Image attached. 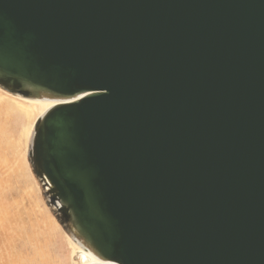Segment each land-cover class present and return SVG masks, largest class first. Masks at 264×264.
Wrapping results in <instances>:
<instances>
[{
  "label": "water",
  "instance_id": "water-1",
  "mask_svg": "<svg viewBox=\"0 0 264 264\" xmlns=\"http://www.w3.org/2000/svg\"><path fill=\"white\" fill-rule=\"evenodd\" d=\"M0 88L100 264H264V0H0Z\"/></svg>",
  "mask_w": 264,
  "mask_h": 264
},
{
  "label": "bare ground",
  "instance_id": "bare-ground-1",
  "mask_svg": "<svg viewBox=\"0 0 264 264\" xmlns=\"http://www.w3.org/2000/svg\"><path fill=\"white\" fill-rule=\"evenodd\" d=\"M13 96L15 95H12L10 97L11 99L3 98L0 96V130L6 131L7 128L11 129L13 128L11 124H14L17 128V133H16L17 137L15 136L17 138L16 144L19 145L20 143H23L24 145H26L25 151H27L28 148L30 151L33 140V133H34L33 128L36 120L40 119L43 115H45L54 106L55 103L49 100L24 99L21 97L19 98V96L17 95L15 97ZM16 97H18L21 100H19ZM8 126L9 127L12 126V127L9 128ZM11 131L12 129L9 130V132ZM15 137L13 138L16 139ZM12 141L9 142L12 146L10 145L9 146L10 149L12 148V150H14L13 149L14 143H12ZM19 147L21 148V146ZM25 151L23 152L24 155L26 154ZM23 153L21 152V154ZM24 155L22 158H20V156L17 155L16 153L13 156L14 157L13 163H7L5 160V162L2 165H0V170H1L0 175L4 176L2 181L6 183V184L3 183L5 184L3 187L9 185L10 183L11 176L12 174H14L13 167L14 168L16 167L14 166V164L15 163L24 164L26 162L24 160ZM8 160H10V157ZM15 179L16 177L14 178V180ZM8 189L6 188V191ZM1 190L2 189L0 188V191ZM12 200L10 203L11 207L15 208L16 206V210H14L13 214H8L6 208L0 205V237L4 231L8 235L6 238L7 242H4L2 240L3 241L2 243H4L5 245L3 246L2 249H0L1 257H3L4 254H6L9 257V259L18 262L20 261V264L23 263L26 264V262L22 260L25 259L23 255L26 256V258L28 256V260L30 259L31 256V263L29 262V264H100L101 263L95 257H93L91 253L86 252L83 249L80 242H78L73 235L68 236L65 233H64L65 235H63L58 225L53 221V219H51V217L45 215L46 218H43L42 217L43 215L39 213L37 210H35L37 208L34 207L25 211V207H26L25 205H23L22 207H18V201L15 200L12 201ZM21 244H23V246L20 248V250L22 251L23 255L17 256L16 254L13 253V248L16 247L19 248L18 246H21ZM20 250L18 249V251ZM0 264H6V263L0 261Z\"/></svg>",
  "mask_w": 264,
  "mask_h": 264
},
{
  "label": "rangeland",
  "instance_id": "rangeland-1",
  "mask_svg": "<svg viewBox=\"0 0 264 264\" xmlns=\"http://www.w3.org/2000/svg\"><path fill=\"white\" fill-rule=\"evenodd\" d=\"M12 95L13 94H10L7 91H5L2 88H0V96L1 97H3V98H10ZM15 96H13V97H15ZM16 98H18V97H16ZM19 100H21V99H19ZM11 125L14 128L13 129V128H11L12 126H10V127L8 126L9 128L12 129L11 132H9V130H11V129H8V128H7L8 131H7V129H6V131L0 130V165H2L5 162V160H6L7 163H13V160H14V157L13 156L16 153H17V155L20 156V158H22L23 155H24L23 152L26 149V145H24L23 143H20L19 145L16 144V141H17V138H16L17 137L16 136L17 128H16V126L14 124H11ZM33 132H34V128H33ZM1 136L2 137H5V138H2ZM13 137H15L16 139H14ZM7 138H10V139H7ZM12 139H13V141H12ZM11 141H12V143H14V148H13L14 150H12V148L10 149V146H12V145L9 142H11ZM29 145H30V143H29ZM32 145H33V140H32V144H31L30 151H29V148H28L27 151H25L26 154L24 155V160L26 162L24 161L25 162L24 164H22V163H17V164L15 163L14 164V166H16V167L15 168L13 167L14 174H12V176H11V179L12 178L13 179L12 180L10 179L9 185H6L5 187H3L6 183L4 181H2V179H3L4 176L3 175H0V184H1L0 185V188L2 189L0 191V194H1L0 195V197H1L0 198V205H2L3 207L6 208V210L8 211V214H13L14 213V210H16V206H15V208H12L11 205H10L12 199H13L12 201H14V200L15 201H18V207H22L23 205H25L26 206L25 207V211L26 210H29L32 207L37 208L35 210H37L39 213H41L43 215L42 216L43 218H46L45 215H47V216L51 217V219H53V221L58 225V227H59V229H60V231L62 232L63 235L66 234L68 236H71V233L66 228V226L63 225L60 222V220L58 218L59 216H58L56 210L49 203L48 194H46L47 191L41 186V183H40L39 179L34 174L33 161H32L33 158H32V153H31V151H32ZM4 146H5V148H4ZM19 146H21V148ZM21 152L23 154H21ZM9 157H10V160H8ZM18 164H19V167H18ZM15 177H16V179L14 180ZM17 179H19V180H17ZM3 183H5V184H3ZM6 188L7 189L10 188L11 191H10V189H8L9 191L8 190L6 191ZM16 195L19 196V197H17ZM7 236L8 235L4 231L3 234L1 235L2 239L0 237V249H2L3 246L5 245L2 242L3 241L4 242H7L6 241ZM22 246H23V244H21V246H18L19 248H17V247L16 248H13V253L16 254L17 256L23 255L22 254V251L20 250V248ZM18 249L20 251H18ZM23 257H25V259H22V260L24 262H26V264H29V262L31 263V256H30V259L29 260H28V256L26 258V256L23 255ZM26 259L28 260V262H27ZM0 261L3 262V263H6V264H20V261L18 262V261L11 260V259H9V257L6 254H4L3 257L0 256Z\"/></svg>",
  "mask_w": 264,
  "mask_h": 264
}]
</instances>
